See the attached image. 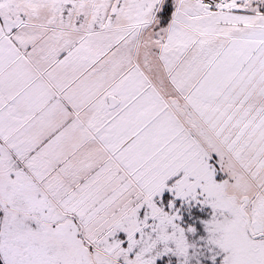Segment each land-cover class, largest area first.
Masks as SVG:
<instances>
[{"label": "snow or ice", "instance_id": "6c2138e0", "mask_svg": "<svg viewBox=\"0 0 264 264\" xmlns=\"http://www.w3.org/2000/svg\"><path fill=\"white\" fill-rule=\"evenodd\" d=\"M0 264H264V0H0Z\"/></svg>", "mask_w": 264, "mask_h": 264}]
</instances>
